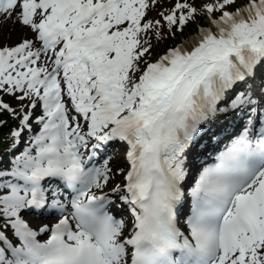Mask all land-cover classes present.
<instances>
[{"label": "snow or ice", "instance_id": "snow-or-ice-1", "mask_svg": "<svg viewBox=\"0 0 264 264\" xmlns=\"http://www.w3.org/2000/svg\"><path fill=\"white\" fill-rule=\"evenodd\" d=\"M237 2L176 0L160 13L170 35L198 16L209 27L152 62L156 0H0V17L33 34L0 47V93L29 102L0 99L19 120L13 146L32 132L25 109L42 107L28 146L7 169L0 159V264H264V121L253 138L251 118L257 80L264 100V0ZM245 108L243 132L188 187L205 127ZM110 142L126 151L123 180L107 192L109 160H88ZM45 210L59 214L54 225L24 219Z\"/></svg>", "mask_w": 264, "mask_h": 264}, {"label": "bare ground", "instance_id": "bare-ground-1", "mask_svg": "<svg viewBox=\"0 0 264 264\" xmlns=\"http://www.w3.org/2000/svg\"><path fill=\"white\" fill-rule=\"evenodd\" d=\"M0 34L6 35H16L20 37H27L30 38L31 34L30 32L22 28L21 26H17L12 21H5L2 17H0ZM254 100L257 101V104L254 105V108L256 112L258 113V117H264V107L262 106V99L260 97V94L256 91H254ZM249 119V113L241 112L234 120H229L226 124L223 120H220L218 122H213L210 124L208 130L209 135L207 137L206 144L203 146V149L201 150L200 155L197 154L195 151L186 161L187 163V172L188 176L186 177V181L190 179L191 175L194 173L196 168L200 165V161L207 157L209 152L215 151L217 148H219L223 143L229 141L232 139V136L237 129L240 126H243L248 122ZM111 143H109L107 146H104L98 150H96L95 154L93 155L94 160H101L103 156L105 155V150L107 147L110 146ZM42 222H48V219H40L36 220L34 223L40 224Z\"/></svg>", "mask_w": 264, "mask_h": 264}, {"label": "rangeland", "instance_id": "rangeland-1", "mask_svg": "<svg viewBox=\"0 0 264 264\" xmlns=\"http://www.w3.org/2000/svg\"><path fill=\"white\" fill-rule=\"evenodd\" d=\"M188 2L194 4V6H196L198 9L201 8V6L203 5L202 3L198 2V0H188ZM246 3H247V0H238L236 7H239L241 5H245ZM168 11L169 10L167 8H165L164 6H161L160 3H156L155 4V8H154V13H153V15L151 17V20L155 21V20H157L159 18L162 19V17L160 16V13L161 12H165L166 13ZM229 11H230V8H229ZM205 23H206L207 27H209V24H208V21H207L206 18H205ZM16 25L17 26H20L19 24H16ZM194 25L197 28L198 23H195ZM198 30H199V28H198ZM32 35L33 34L31 33V36ZM197 35L198 34L192 35V36L188 37V40L185 41V42H190L192 40V38L196 37ZM22 38L23 37L16 36V35H11V34H9V35L8 34H6V35H1L0 34V47H3V46H14V45L18 44L22 40ZM150 38L152 39V43H153V46H154V51L152 53H154L155 50L157 49L159 43H158V40L155 39V37L150 36ZM158 57H159L158 55L157 56H154V57L151 56L152 59H149V57H148V59L150 61L154 62L155 59L158 58ZM9 105L11 107H13L14 109H17V103L16 102L9 101ZM262 106L264 107V102L262 103ZM25 110L32 111L33 117H34V115H35L34 110H31V109H25ZM3 119L4 118L2 116L0 118V120H3ZM35 119H36V116L33 119V126L34 127L36 126L35 125L36 124L35 123ZM12 120L14 121L15 128H17L18 127V121H17L18 119H16V120L12 119ZM3 122H5V121H3ZM4 124H6V123H4ZM239 129H240V127L237 130H239ZM34 131H36V128H35ZM25 138H26V145L28 146V144H29V141H28L29 140V137H28V135H25ZM23 139L24 138L22 136L21 142L24 141ZM19 146H20V144L18 145L16 151H18ZM0 159H1V157H0ZM109 163H110V166H112V168H113V176L111 178V181H110L109 185L106 187V190L105 191H107V192H110L111 189H112V187L114 185L119 184V178H122L121 174L119 175L117 173L122 168V165H123L122 157L121 156H118L117 158H113ZM114 176H115L116 179H114Z\"/></svg>", "mask_w": 264, "mask_h": 264}, {"label": "trees", "instance_id": "trees-1", "mask_svg": "<svg viewBox=\"0 0 264 264\" xmlns=\"http://www.w3.org/2000/svg\"><path fill=\"white\" fill-rule=\"evenodd\" d=\"M175 1L176 0H161L160 3L170 8L175 3ZM209 1L210 0H198V2L202 4H205ZM152 13H153V7L149 9L147 13V19L151 17ZM160 21H161V26H162V30H161L162 38L158 40L159 45L157 49L155 50V53H162L166 47H172L176 45L177 43H180L183 40L187 39V35H190V36L193 35L196 32V27L194 25L195 23H198L200 25H205V17L198 16L195 22L189 23L186 26V29L183 35L180 36V34H177L176 36H172L163 27L164 22L161 19ZM2 116L3 115H1L0 113V118ZM9 130H10L9 124H6V125L3 124V126L0 127V149H2L3 147H7L11 141V138L9 136Z\"/></svg>", "mask_w": 264, "mask_h": 264}]
</instances>
